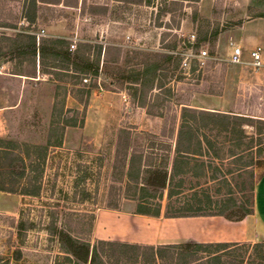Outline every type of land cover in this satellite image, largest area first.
I'll return each mask as SVG.
<instances>
[{
	"label": "rangeland",
	"instance_id": "1",
	"mask_svg": "<svg viewBox=\"0 0 264 264\" xmlns=\"http://www.w3.org/2000/svg\"><path fill=\"white\" fill-rule=\"evenodd\" d=\"M107 3L86 0L80 11L64 9L67 17L62 25L41 24L33 33L66 38L76 47L90 41L147 54H166L175 44L177 50L188 49L181 36L195 33L200 41L194 51L203 48L211 59L201 70L192 63L190 71L179 67L161 73L160 97L148 100L151 114L104 75L88 97L87 86L96 82L94 78L80 81L66 73L50 76L39 71L36 77L23 76L19 74L30 71V66L2 62L0 140L25 157L28 175L21 184L30 190L38 184L41 190L38 196L0 191V264H65L62 230L88 240L91 246L99 240L167 242L170 221L164 216L136 214V202L123 195L126 183L121 181L122 156L117 154L119 133L131 132V150H147L153 135L159 146L160 141H169L172 128L179 125L184 105L264 120V88L252 86L264 69L254 72L227 62L234 46H241L248 60L255 46L249 37L264 40V21L258 17L264 13V0H146L141 5L128 0L114 4L109 18ZM22 7L23 0H0L1 33L12 35L27 26ZM216 30L219 35L213 47ZM138 57L137 62L147 59ZM258 127L245 128L241 146L235 141L239 136L210 133L220 159L193 161V165L212 164L213 172L206 171L199 178L189 175L186 194H191L188 189L192 187L202 188L214 203L234 198L237 204L253 205L255 184L264 173V129L258 135ZM59 142L60 146H54ZM250 147L253 150L247 151ZM229 150L239 155L231 158ZM9 164L10 160H1L0 170ZM217 169L219 178L213 180L210 176ZM115 202L118 209H109L108 204ZM224 260L227 264H264V245L234 244Z\"/></svg>",
	"mask_w": 264,
	"mask_h": 264
},
{
	"label": "trees",
	"instance_id": "2",
	"mask_svg": "<svg viewBox=\"0 0 264 264\" xmlns=\"http://www.w3.org/2000/svg\"><path fill=\"white\" fill-rule=\"evenodd\" d=\"M36 3L37 0H28L25 13L27 21H35ZM258 17L264 18V13ZM218 35V30L212 35L213 47ZM199 41L197 38L194 46L196 49ZM74 45L66 38H37L30 26L17 28L16 33L12 35L0 32V66L4 61H14L19 67L27 64L31 70L23 71L19 75L29 77H36L39 71L50 76L66 73L80 81L87 80V77L94 78L96 82L87 86L88 97L99 87L97 80L104 75L117 84L118 89L127 91L133 103L151 114L148 100L151 97L157 99L160 97L163 89L161 73L177 71L182 64V58L175 54L176 44L167 48L169 52L166 54H147L127 50L121 46L90 41L80 42L77 47L75 46V50L72 49ZM138 55L146 56L147 59L137 62ZM195 70L197 69L193 67V72ZM180 119L179 125L172 128L169 141H160L157 146L154 142L158 137L149 136L153 140L150 142L149 150L138 148L131 150V132L122 130L119 133L117 154L122 156L120 175L121 181L124 180L126 183L123 195L136 202V214L160 217L164 209L166 218L221 216L229 221H241L252 214L253 205L237 204L234 198H229L223 203H214L208 191L202 188L196 190L198 188L192 187L188 189L191 194H186L185 184L189 175L199 178L204 176L206 171L213 172L212 164L203 161L193 165V161L198 163L211 156L216 160L220 159L216 151L217 142L209 138L210 133L217 131L218 134L239 136L235 141L237 146H241L242 139L246 137L245 128L258 125L257 134L260 135L264 129V120L196 109L186 105L181 110ZM3 144L4 141L0 140V161L8 159L10 164L0 170V191L38 196L40 185L34 184L30 190L21 184L28 175L25 157L22 154H15L10 147ZM54 146H60V142ZM252 150L253 147H250L247 151ZM256 150L260 153V145H257ZM244 153L246 151L240 155ZM229 155L235 158L239 154L229 150ZM217 171L221 172L215 170V174L210 176L211 179L219 178L220 174ZM221 176L225 177L222 174ZM112 189L114 190V187ZM165 200L166 204L163 205ZM118 207L117 202L108 204L109 209L116 210ZM93 221L94 217L91 227ZM60 243L61 257L65 264H227L224 258L234 245L187 242L153 246L99 240L91 246L88 240L72 236L64 230L60 233ZM256 245L261 247L264 243Z\"/></svg>",
	"mask_w": 264,
	"mask_h": 264
},
{
	"label": "crops",
	"instance_id": "3",
	"mask_svg": "<svg viewBox=\"0 0 264 264\" xmlns=\"http://www.w3.org/2000/svg\"><path fill=\"white\" fill-rule=\"evenodd\" d=\"M86 0H37L35 21L30 22L25 18L28 0H23V20L31 29L38 27L41 24H46L48 28H54L57 24H63L66 20L67 12L65 10H78ZM128 0H109L107 3V18L113 14L112 7L114 4H122ZM173 1V0H167ZM184 0L183 2H187ZM135 4H145L146 0H133ZM89 16H96L91 14ZM264 21V18H262ZM261 23H259L260 25ZM54 26V27H53ZM254 39L255 46L263 49L264 56V40L258 39L255 35L249 37ZM262 43V44H260ZM262 45V46H261ZM244 55V53H243ZM250 55L248 57V60ZM247 60V59H246ZM247 60V61H248ZM264 69V68H263ZM254 78L252 86L264 88V73L261 77ZM207 110V109H206ZM211 111V110H209ZM214 111V110H213ZM219 111V110H215ZM165 205V204H163ZM139 215V214H138ZM145 216V215H141ZM164 216V209L162 215ZM160 216V217H161ZM151 217V216H149ZM154 217V218H160ZM166 218V217H165ZM170 221V227L166 234L167 242H156L155 244H140V245H174L187 242L212 244V243H227V244H261L264 243V173L258 178L254 188V204L253 213L246 216L241 221H229L221 216L213 217H188V218H166Z\"/></svg>",
	"mask_w": 264,
	"mask_h": 264
},
{
	"label": "built area",
	"instance_id": "4",
	"mask_svg": "<svg viewBox=\"0 0 264 264\" xmlns=\"http://www.w3.org/2000/svg\"><path fill=\"white\" fill-rule=\"evenodd\" d=\"M37 38L43 37L44 32L41 31L35 34ZM182 43L185 45L187 41L190 47L188 49L177 50L175 54L179 55L182 58L181 68L187 71L191 70L192 63H196L198 69H203L210 58V55L207 50L201 48L197 52L194 51V46L197 42V35L195 33L190 34L185 37L181 36ZM75 46H72L74 49ZM227 62L231 65H245L250 67L254 72H258L264 68V56L263 49L261 47H257L250 52L249 60H245L243 57V50L241 46H234L230 51Z\"/></svg>",
	"mask_w": 264,
	"mask_h": 264
}]
</instances>
